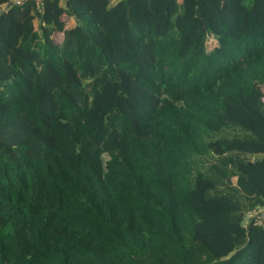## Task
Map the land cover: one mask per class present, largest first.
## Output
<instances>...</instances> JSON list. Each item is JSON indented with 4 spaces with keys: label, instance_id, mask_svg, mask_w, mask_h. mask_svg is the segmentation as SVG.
I'll return each instance as SVG.
<instances>
[{
    "label": "trees",
    "instance_id": "1",
    "mask_svg": "<svg viewBox=\"0 0 264 264\" xmlns=\"http://www.w3.org/2000/svg\"><path fill=\"white\" fill-rule=\"evenodd\" d=\"M0 264H264V0H0Z\"/></svg>",
    "mask_w": 264,
    "mask_h": 264
},
{
    "label": "built area",
    "instance_id": "2",
    "mask_svg": "<svg viewBox=\"0 0 264 264\" xmlns=\"http://www.w3.org/2000/svg\"><path fill=\"white\" fill-rule=\"evenodd\" d=\"M16 2V3H23L27 0H11V2ZM37 7L39 9H41L43 7V1L44 0H34ZM6 7V5H2L0 8L2 10H4ZM262 207H257V208H254V209H251L249 211H247L245 213V217H244V221H243V224L244 226H247L249 224V222L253 221V223L255 225H264V220H263V217H262Z\"/></svg>",
    "mask_w": 264,
    "mask_h": 264
},
{
    "label": "rangeland",
    "instance_id": "3",
    "mask_svg": "<svg viewBox=\"0 0 264 264\" xmlns=\"http://www.w3.org/2000/svg\"><path fill=\"white\" fill-rule=\"evenodd\" d=\"M14 1H15V0H14ZM258 87H259L261 93H262L263 96H264V83H260V84H258Z\"/></svg>",
    "mask_w": 264,
    "mask_h": 264
},
{
    "label": "crops",
    "instance_id": "4",
    "mask_svg": "<svg viewBox=\"0 0 264 264\" xmlns=\"http://www.w3.org/2000/svg\"><path fill=\"white\" fill-rule=\"evenodd\" d=\"M261 214H262V217H263V220H264V206L262 207V212H261Z\"/></svg>",
    "mask_w": 264,
    "mask_h": 264
}]
</instances>
